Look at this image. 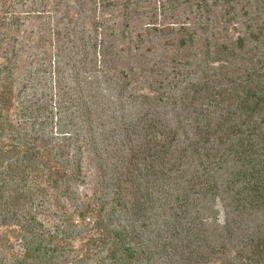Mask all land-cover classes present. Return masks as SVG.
<instances>
[{
  "label": "trees",
  "instance_id": "16d2710c",
  "mask_svg": "<svg viewBox=\"0 0 264 264\" xmlns=\"http://www.w3.org/2000/svg\"><path fill=\"white\" fill-rule=\"evenodd\" d=\"M138 5L0 0V264H264V69L170 108L141 45L174 29L150 17L127 39ZM166 43L229 48L188 27Z\"/></svg>",
  "mask_w": 264,
  "mask_h": 264
},
{
  "label": "rangeland",
  "instance_id": "374dc122",
  "mask_svg": "<svg viewBox=\"0 0 264 264\" xmlns=\"http://www.w3.org/2000/svg\"><path fill=\"white\" fill-rule=\"evenodd\" d=\"M139 5L137 13L140 16L139 22L129 28L131 33L128 38L138 39L137 35L144 33V26L148 18H153L159 27L173 28L174 32L166 35L160 41L154 40L151 43L145 36L142 43V52H150L152 61L150 66L155 70L151 82L162 80L165 85V92L168 96L165 100L172 102L170 108L176 107L179 98L192 94V84L204 81L219 84L229 82L228 77H235L234 74L241 73L246 67L255 66L264 69V41L257 42L249 35L250 31L257 32L258 28L264 27V0H134ZM116 11L114 15L119 22L122 16ZM110 24L111 14L107 15ZM188 27L194 32L201 43L217 45L226 44L229 48L224 50L227 55L222 61L211 62L205 59L204 55L189 58L188 52L177 49L173 43H166L168 39L175 40L179 36L180 28ZM123 27L117 28L120 31ZM31 30H37L33 21L26 20L21 36L30 34ZM166 33L169 31L166 30ZM36 37V34H32ZM244 38V47L239 48L236 42ZM153 38V37H152ZM264 39V37H263ZM25 42L27 38H25ZM199 52V49H198ZM185 53V54H184ZM26 56V53H25ZM176 56L177 68L172 69L170 60ZM160 68H164L161 73ZM147 86V84H133L134 87ZM158 87L161 84H153ZM146 90V89H145ZM178 108H181L179 104ZM87 179H90L88 173ZM81 196L90 194V184L79 187ZM220 222L225 219V209L221 202H218Z\"/></svg>",
  "mask_w": 264,
  "mask_h": 264
}]
</instances>
